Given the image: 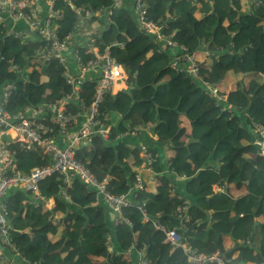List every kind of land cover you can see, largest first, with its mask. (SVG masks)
<instances>
[{
    "label": "trees",
    "instance_id": "obj_1",
    "mask_svg": "<svg viewBox=\"0 0 264 264\" xmlns=\"http://www.w3.org/2000/svg\"><path fill=\"white\" fill-rule=\"evenodd\" d=\"M112 3L55 0L53 9L58 17L53 24L65 38L79 22L88 28V22L99 18L96 13ZM144 3L167 36L196 54L201 61L200 77L188 71L179 76L169 67V55L156 39L141 32L131 9L124 4L114 9L105 22L102 20L104 28L93 36L91 44L103 52L117 41L125 43L112 46L111 54L128 72L132 86L104 96L100 114L110 117L109 141L94 136L87 149L77 150V159L98 180L110 178L112 194H129L147 160L128 143L148 146L139 139L149 134L124 140L117 136L151 126L158 138L151 141L162 145L164 157L169 158L165 170L174 178H185V189L171 185L169 175L164 177L166 181L161 176L155 178L160 184L154 191L143 180L144 189L136 191L117 223H111L106 210L98 205L103 198L78 179L66 197L56 176L42 181L39 188L45 200L38 206L30 203L29 193L15 190L7 197V207L10 236L18 248L16 261L0 264H135L133 256H127L131 250L136 254L145 251L150 264H190L182 249L164 243V232L154 225L158 220L167 229L180 226L174 213L182 199L190 203L191 222L181 234L198 252L220 253L226 264L264 262V156L257 145L261 138L252 133L255 124L264 127V0L260 6L251 0ZM6 32L0 26V91L10 82L16 85L7 104L11 114L56 103L71 92L64 67L56 60L43 63L36 57L41 43L6 39ZM230 46L233 54L218 51ZM205 48L210 57L204 61L200 51ZM83 54L92 57L91 48L86 47ZM12 62L29 75L28 80L11 70ZM227 76L236 80L235 89L230 93L219 90L220 94L213 96L205 84L220 87ZM96 83L89 80L80 90V102L87 108L95 101ZM222 95L226 99H221ZM246 97L249 104L239 107V98L243 101ZM15 148L14 168L22 173L51 163L42 150ZM149 152L157 151L150 148ZM164 168L160 161L153 167L157 174ZM216 187L224 191L217 192ZM233 189L246 192L235 197ZM46 201L54 205H46Z\"/></svg>",
    "mask_w": 264,
    "mask_h": 264
},
{
    "label": "built area",
    "instance_id": "obj_2",
    "mask_svg": "<svg viewBox=\"0 0 264 264\" xmlns=\"http://www.w3.org/2000/svg\"><path fill=\"white\" fill-rule=\"evenodd\" d=\"M55 0H0V26L7 29L5 38L19 40L22 43L28 38L14 24L19 21L26 22L31 29L35 30L42 38L44 45L41 48L39 60H56L64 67V79L71 88L56 103L46 108H27L20 114H11L6 105V98L11 96L12 86H8L4 98L0 97V261L7 262L9 258L3 252L8 251L16 257L18 248L10 236V225L8 220V195L15 190H23L30 194V203L38 206L45 198L40 193L39 185L45 179L56 176L61 181L63 196L71 190L76 179L80 180L87 189L97 192L98 197L111 207L112 219L119 222L123 218L124 208L131 206L132 199L136 197L135 189L143 190L140 178H137L135 189L130 194L114 195L108 189L110 178L98 180L97 177L77 159V150L87 149L91 145L94 136H101L104 141H109L112 128L110 117L100 114V103L104 96L111 92L117 94L120 91L131 88L129 74L111 54V47L115 44L123 47L125 43L116 42L103 52L91 44L93 36L98 33L85 27L79 22L74 30L67 37L63 38L58 32L54 21L57 14L54 11ZM207 1V0H206ZM124 0H113L112 6L100 9L96 15L101 18H109L114 9L122 7ZM260 6L263 0H251ZM135 12L138 17V24L143 34H148L156 39L163 51L169 55V67L183 76L188 71L196 78L200 77L201 63L197 60L196 54L178 42L167 36L162 28L158 26L149 16L144 6V0H135ZM86 47L91 48L92 57L86 58L83 51ZM208 49L200 51L207 58L210 57ZM223 53L233 54V46L228 49L218 48ZM72 61V62H71ZM75 66V67H73ZM12 70L20 77L27 79L29 76L15 63H11ZM264 76V75H263ZM97 81L94 88L95 101L90 107L80 102V90L89 80ZM213 96H218L219 89L214 85L205 84ZM15 88V87H14ZM226 99V96H221ZM151 126L138 127L117 136L118 140H124L126 136H139L145 132L150 133ZM255 132L261 140L257 143L260 153L264 156V127L255 124ZM66 138L68 145L61 148L58 142ZM16 146L24 148L26 152L42 150L50 157L51 163L45 167L32 169L29 173H22L14 168ZM129 148H134L133 143H128ZM140 153L151 166L157 161V157L149 152L146 145H140ZM174 216L180 223L176 228L166 230L158 222L157 228L166 234V242L174 248H183L190 264H205L208 261L217 264H226L227 261L219 254L207 256L192 248L186 239L181 235V229L188 230V223L191 221L189 210L190 203L181 200ZM46 205H49L46 201ZM36 264V263H35ZM138 264H150L145 251L140 252ZM251 264H256L251 262ZM261 264H264L262 262Z\"/></svg>",
    "mask_w": 264,
    "mask_h": 264
},
{
    "label": "crops",
    "instance_id": "obj_3",
    "mask_svg": "<svg viewBox=\"0 0 264 264\" xmlns=\"http://www.w3.org/2000/svg\"><path fill=\"white\" fill-rule=\"evenodd\" d=\"M135 0H124V6L125 7H127V8H129V9H131V11L133 12L134 11V2ZM103 21L105 22V20L103 19ZM102 22V18H98L97 19V21H95V22H93V23H90V22H88V28H90L93 32H95V33H99L104 27H103V24L101 23ZM14 26H16V29L17 30H20L22 33H24L25 35H26V37L28 38V40H30V41H33V42H38V43H41L42 45H44V42H43V40H42V38H41V36L35 31V30H33V29H31L30 28V26L26 23V22H24V21H19V22H16L15 24H14ZM23 44H26V43H23ZM40 51H41V49H40ZM40 51H38L37 53H36V56H39V54H40ZM204 55V54H203ZM201 59H203L204 61L207 59V57L205 56V57H201ZM34 60H36V59H34ZM198 60V59H197ZM40 61L41 62H43V63H45V62H48V61H44L43 59H40ZM200 63H201V61L200 60H198ZM72 62V61H71ZM73 67H75V66H73ZM228 77H231V76H227V78L225 79V81L223 82V85L222 86H220V89L222 90V91H226L227 90V92L228 93H230L231 92V87L229 86V82H228ZM261 78H262V76H261ZM263 79V78H262ZM244 96V95H243ZM244 99H246V100H244ZM243 100H244V102H243V105L244 106H247L248 104H249V102H250V100L246 97V98H244ZM239 107L241 106V107H243V105H241V104H237ZM245 117L247 118V114L245 115ZM140 141H141V143H146V144H148V146H150V147H152L153 149H155L157 152V155L159 156V161L162 163V166H163V168L168 164L167 162H168V160H169V158L167 157V158H165L164 157V147L162 148V145H160V144H155L154 142H152L151 140H153L152 139V137H151V135H144V136H142L140 139H139ZM128 141H138V140H128ZM154 141V140H153ZM58 145L61 147V148H65L66 147V145H68V141H67V139L66 138H63V139H61L59 142H58ZM137 174L144 180V182L148 185V187L151 189V190H155L156 189V187L160 184V179H155V176L153 175V174H151V172H149L148 170H146V168H143L142 170H140V171H138L137 172ZM167 175H169L170 177H171V179H172V181H173V184H171V185H174V186H176L175 184H178L179 185V189L182 191L183 189H185V187H186V184H187V180L186 179H178V178H174L172 175H171V173H168L166 170H165V168H164V171H163V173L162 174H159V176H161V178H163L164 179V181H166L167 179L166 178H164V177H166ZM215 190H217V188H215ZM245 190L243 189V190H241V191H238V190H235V189H233L232 190V193H233V195L235 196V197H240V196H242V195H244L245 194ZM100 202H98V205L103 209H105L106 211V213H107V215H108V219H109V221L112 223V211H111V207L106 203V202H104L103 200H99ZM49 205L52 207L53 205H54V202L53 201H50L49 202ZM103 209V210H104ZM261 222V220H258L257 221V224L258 223H260ZM234 246V243L233 244H231V247H233ZM133 256V258L136 260V263L135 264H137L138 263V261H139V259H140V255H139V253L138 254H136L134 251H132L131 252V254L130 253H128L127 254V256L129 257V256ZM10 256V258L13 260V262H15L16 261V258L13 256V255H9ZM22 264H24L23 262H22Z\"/></svg>",
    "mask_w": 264,
    "mask_h": 264
},
{
    "label": "clouds",
    "instance_id": "obj_4",
    "mask_svg": "<svg viewBox=\"0 0 264 264\" xmlns=\"http://www.w3.org/2000/svg\"><path fill=\"white\" fill-rule=\"evenodd\" d=\"M113 1V0H112ZM145 1V0H144ZM135 2V1H134ZM113 4V3H112ZM123 4H124V2H123ZM135 4V3H134ZM112 6V5H111ZM144 6H145V3H144ZM148 11V10H147ZM133 13L136 15V12H135V5H134V11H133ZM137 17V16H136ZM137 20H138V17H137ZM12 63H14V62H12ZM15 64H17V63H15ZM19 65V64H18ZM10 68H11V70H12V67L10 66ZM13 71V70H12ZM17 74V73H16ZM18 75V74H17ZM29 76V75H28ZM18 77L20 78V79H22L23 81H26V80H28V78L27 79H24V78H22V77H20L19 75H18ZM262 78L264 79V76L262 75ZM8 86H14L13 87V89H12V93H11V96H9V97H7L6 98V100H5V102H6V105L8 104V100L12 97V95H13V92L15 91V89H16V85H15V83L14 82H10V83H8L5 87H4V89L2 90V91H0V97L1 98H4V96H5V94H6V89H7V87ZM214 86H216L217 87V85H214ZM218 88V87H217ZM50 104H44L43 106H45L46 108H48V106H49ZM42 106V105H41ZM40 107V106H39ZM29 108V107H28ZM31 108V107H30ZM8 109V108H7ZM27 109V108H26ZM9 111V110H8ZM10 112V111H9ZM144 127V126H143ZM254 131H255V127H254V129H253ZM145 133H147V132H145ZM256 133V132H255ZM149 135H151V137L154 139V140H158V138H157V136L154 134V131H153V127H152V131L150 132V133H148ZM257 134V133H256ZM257 136L260 138V136L257 134ZM261 140V139H260ZM130 143H133V145L135 146V147H137L138 148V150H139V152H140V148H139V146L140 145H144V144H136V142H130ZM147 146V145H146ZM134 147V148H135ZM148 147V149L150 150V148H152V147H150V146H147ZM134 148H130V149H134ZM141 154V153H140ZM153 154V156H156L157 157V161H156V163L159 161V156L157 155V153L155 152V153H152ZM156 163H154L153 165H152V168H151V166L148 164V162H147V166H146V170H148L149 172H151V174H153L154 176H155V178H157V177H159V174H157V173H155L154 172V169H153V167L155 166V164ZM137 178H140V180H141V182H142V184H143V179L137 174V176H136V182H137ZM159 179V178H158ZM185 179V178H184ZM136 184V183H135ZM135 184H134V186H133V189H135ZM217 188V192H220V191H224L223 189H220V188H218V187H216ZM143 189H144V184H143ZM138 190V189H137ZM136 189H135V192H134V194H136V191H137ZM133 191V190H132ZM132 191L130 192V194L132 193ZM139 191H142V190H139ZM183 200V199H182ZM49 203V202H48ZM7 209H8V207H7ZM112 211V210H111ZM8 215H9V212H8ZM9 217V216H8ZM190 218H191V216H190ZM112 221H113V219H112ZM114 222V221H113ZM159 223V221L158 220H156L155 221V223H154V225H155V227H156V229L157 230H160V229H158L157 228V225H156V223ZM191 222V221H190ZM189 222V223H190ZM116 223V222H115ZM189 223H188V227H189ZM160 224V223H159ZM161 226H163L162 224H160ZM166 230H169V229H167L165 226H163ZM177 227V226H176ZM176 227H174V228H176ZM173 229V228H172ZM160 231H162V230H160ZM182 231H186L185 229H181V231L180 232H182ZM162 232H164V231H162ZM164 234H165V232H164ZM182 235V234H181ZM183 237V236H182ZM184 238V237H183ZM187 239V238H186ZM165 240H166V234H165ZM164 240V243H167L166 241ZM188 240V239H187ZM241 243H244V242H241ZM167 244H169V245H171L170 243H167ZM190 245V244H189ZM172 246V245H171ZM191 246V245H190ZM173 247V246H172ZM193 248V247H192ZM173 249H182L183 250V253L185 254V251H184V249L183 248H174L173 247ZM195 249V248H194ZM111 250H112V248H111ZM195 250H197V249H195ZM133 250H131L130 251V254H131V252H132ZM4 253H5V250L3 251ZM200 253V252H199ZM203 254V253H202ZM216 254V253H215ZM217 254H219L220 255V253H217ZM10 255H14L13 253H11ZM139 255H140V252H139ZM205 255H207V254H205ZM214 255V254H213ZM7 256H9V255H7ZM185 256H186V254H185ZM207 256H211V255H207ZM221 256V255H220ZM187 257V256H186ZM223 259H224V257L223 256H221ZM9 261H11V262H13V260H11V259H9ZM139 262V261H138ZM24 263V262H23ZM207 263H212V262H207ZM262 263V262H261ZM260 263V264H261ZM138 264V263H137ZM206 264V263H205ZM217 264V263H216Z\"/></svg>",
    "mask_w": 264,
    "mask_h": 264
},
{
    "label": "rangeland",
    "instance_id": "obj_5",
    "mask_svg": "<svg viewBox=\"0 0 264 264\" xmlns=\"http://www.w3.org/2000/svg\"><path fill=\"white\" fill-rule=\"evenodd\" d=\"M227 78V77H226ZM228 82H229V86L231 87V89H235V85H236V80L233 78V77H228ZM218 89L219 90H221L220 89V87H218ZM241 101H238V103L239 104H241V105H243V102H244V100H246V99H244L243 100V102H242V99L241 98H239ZM245 103V102H244ZM244 106V105H243Z\"/></svg>",
    "mask_w": 264,
    "mask_h": 264
},
{
    "label": "water",
    "instance_id": "obj_6",
    "mask_svg": "<svg viewBox=\"0 0 264 264\" xmlns=\"http://www.w3.org/2000/svg\"><path fill=\"white\" fill-rule=\"evenodd\" d=\"M252 133H253L254 135H256V137H257V134L255 133V131H254V130H252Z\"/></svg>",
    "mask_w": 264,
    "mask_h": 264
}]
</instances>
